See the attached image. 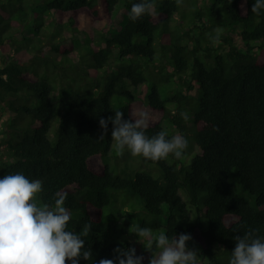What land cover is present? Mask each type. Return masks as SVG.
I'll return each instance as SVG.
<instances>
[{
  "label": "trees",
  "instance_id": "obj_1",
  "mask_svg": "<svg viewBox=\"0 0 264 264\" xmlns=\"http://www.w3.org/2000/svg\"><path fill=\"white\" fill-rule=\"evenodd\" d=\"M119 1L0 0V178L20 172L41 180L38 206H54V194L67 191V230L79 233L91 225L84 246L93 259L79 264L136 246L146 264L150 253L129 232L137 224L169 238L190 234L186 243L198 250V264H228L235 235L256 229L264 238V9L252 12L255 0H186L189 20L181 30V23L170 26L179 2L152 0L155 15L137 21L127 15L118 30L107 32ZM122 1L128 13L139 2ZM78 33L82 45L73 37ZM47 34L57 36L53 47L63 56L70 48L87 49L75 78L61 73L62 66L47 73L58 66L42 55ZM214 50L207 68L199 54L210 62ZM83 76H93L94 84L83 83ZM65 79L72 83L58 92ZM140 85L144 96L135 91ZM138 109L150 115L147 137L168 130L166 138L188 140L179 159L140 156L159 170L157 177L112 173L107 156L116 162L120 156L111 122L99 139L101 117L119 110L131 119ZM119 193H130L143 207L139 213L134 207L114 213L112 207L104 219Z\"/></svg>",
  "mask_w": 264,
  "mask_h": 264
},
{
  "label": "clouds",
  "instance_id": "obj_2",
  "mask_svg": "<svg viewBox=\"0 0 264 264\" xmlns=\"http://www.w3.org/2000/svg\"><path fill=\"white\" fill-rule=\"evenodd\" d=\"M264 9V0H255L251 11L259 13ZM145 14L155 15L152 0H139L132 4L129 19L137 21ZM173 21V20H172ZM87 56H85L86 58ZM114 116L99 119L103 139L111 122V138L115 141V152L122 156L125 149L132 156H142L157 161L169 154L179 159L188 147V140L182 135L160 131L151 138L145 135L150 115L144 109L136 110L131 119H124L122 111ZM187 119L185 113H181ZM213 126V131H218ZM42 181L29 180L20 172L0 178V264H79L80 259H93L90 248H85L84 237L91 231L85 225L83 232L68 231L71 213L64 206L67 191L54 194V206L36 202L42 192ZM129 232L134 233L145 251L151 253L148 264H198V250L187 246L192 237L180 233L169 238L164 232L153 234L147 227L138 224ZM250 229L243 235H235V247L228 264H264V238ZM111 259L101 258L96 264H142L145 257L137 255L135 247L113 249Z\"/></svg>",
  "mask_w": 264,
  "mask_h": 264
},
{
  "label": "rangeland",
  "instance_id": "obj_3",
  "mask_svg": "<svg viewBox=\"0 0 264 264\" xmlns=\"http://www.w3.org/2000/svg\"><path fill=\"white\" fill-rule=\"evenodd\" d=\"M176 1L179 2V12H178V14L174 15L173 21L171 22L170 26L172 29H175L181 23L180 29L183 30V29L187 28V23L189 20V14H186V13L188 12L187 9L189 7H188V4H186V2H187L186 0H176ZM127 15H128V9L125 7L124 2L121 0L114 7V10L111 14L112 24L108 27L107 32L108 31L114 32V31L118 30L120 28V25L125 21ZM223 16H222V19H223ZM222 22L224 24H226V29L229 30V32H228L229 36L235 41V38H236L235 37V35H236L235 31H233V30L231 31V28L227 24V22H224V20ZM222 30H223V28H222ZM223 31H225V30H223ZM32 34L33 33H30V32L24 33V35L29 37V38H33ZM46 37H47V39L42 41V44H43L42 55L48 57L49 60H51L52 62H54L55 64L58 65L56 68H52V69L49 67L47 73H49V74L56 73L61 68L60 66H62V69H60L61 73L75 78V76H76L75 69H81V68H84V66H85V64L82 60H83L84 56L88 57L87 49H83L82 47L78 48V49L70 48L69 51L66 53V55L63 56L62 53H60L58 50H55L53 47V44H56L59 41L57 36H52V35L47 34ZM73 37L77 38L80 41V44L82 45V43H83L82 35H80L78 33V34H74ZM66 47H68L67 43H66ZM216 54H217V52L215 50L212 51L210 62L207 61L206 58H204L202 53H200L199 56L203 60L205 67L208 68L211 64L214 63L213 59L216 56ZM30 55H25L23 57V59L27 60V58ZM155 57H158V52L155 54ZM65 58L67 61L65 60ZM63 59L65 62H63ZM63 66H65V67H63ZM42 71H43V67L41 68V72ZM92 75H94V74H92ZM68 76H66V77H68ZM83 78H84L83 83H90L93 85L95 82V78L93 76H83ZM51 80H50V82L53 84V82H52L53 80L52 81ZM71 83H72L71 80L65 79L62 82V86H61V88H59L58 92H60L61 89L68 88L67 85H69ZM102 86H103V83H102L101 87ZM100 90H101V88H100ZM135 91L140 96H144L145 91H146V86L140 85V86L136 87ZM55 94H56V92L52 93L51 97H55ZM2 120H3V118L0 119V124L2 123ZM55 126H56V123L53 122L50 130L54 129ZM186 126H187V129H189L188 134L192 135V132H190L191 128H192L191 122L187 121ZM163 127L166 128V126L164 124H163ZM169 129H171V128H169ZM166 132H168V130ZM49 137H52V132H49ZM113 142H114L113 147L115 148V141L113 140ZM125 152H126L125 156H123V157L120 156L119 162H116L115 160H113L114 158L110 157V155L107 156V162L110 165V169H111L112 173H119L121 175H125V176L129 177V176H132L135 172H149L154 177L159 176L160 172L156 167L152 166L149 163H144L141 160L140 156H132L130 151L127 149H125ZM111 156H113V155H111ZM168 160H169V158H168ZM116 195H118L117 202L113 206H111V207L109 206V207L104 209V212H103V218L104 219H106L108 217L109 211L112 209V207H113L112 210L114 211V213H118V211L120 209L127 210V207L138 208V209H135V211H137V213H139L140 208L143 207L141 201L139 199H137L135 196L131 195L130 193H126V194L119 193ZM180 195L182 197V200L185 202L189 213L191 214V216H193L194 210H193L192 206L187 204L186 199L182 196L181 193H180ZM202 222H203V226L205 227L206 226V220L204 217L202 218ZM160 232L161 231H158L155 233L153 232V234H159ZM136 240H137V238H136ZM135 249H136V253H138L140 250L139 246H136ZM150 255H151V253H150ZM150 255H149V258H150ZM146 264H148V262Z\"/></svg>",
  "mask_w": 264,
  "mask_h": 264
},
{
  "label": "bare ground",
  "instance_id": "obj_4",
  "mask_svg": "<svg viewBox=\"0 0 264 264\" xmlns=\"http://www.w3.org/2000/svg\"><path fill=\"white\" fill-rule=\"evenodd\" d=\"M89 86V85H88ZM66 87V86H65Z\"/></svg>",
  "mask_w": 264,
  "mask_h": 264
}]
</instances>
